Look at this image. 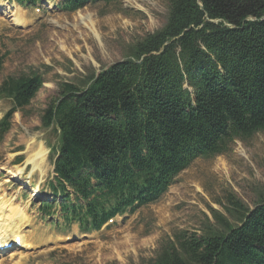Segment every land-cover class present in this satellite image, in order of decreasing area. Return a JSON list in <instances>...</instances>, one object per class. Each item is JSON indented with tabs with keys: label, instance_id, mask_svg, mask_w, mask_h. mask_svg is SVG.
<instances>
[{
	"label": "trees",
	"instance_id": "16d2710c",
	"mask_svg": "<svg viewBox=\"0 0 264 264\" xmlns=\"http://www.w3.org/2000/svg\"><path fill=\"white\" fill-rule=\"evenodd\" d=\"M120 1L59 7L74 13ZM169 2L161 29L82 84L62 83L44 111L43 126L60 131L48 182L55 204L45 215L60 197L67 223L101 230L117 214L157 202L197 158L264 132V0ZM44 82L36 72L3 81L0 97L13 107L0 120V144ZM229 202L237 224L214 212L221 228L180 231L147 264H264V194L252 209L233 196Z\"/></svg>",
	"mask_w": 264,
	"mask_h": 264
},
{
	"label": "rangeland",
	"instance_id": "374dc122",
	"mask_svg": "<svg viewBox=\"0 0 264 264\" xmlns=\"http://www.w3.org/2000/svg\"><path fill=\"white\" fill-rule=\"evenodd\" d=\"M1 2L10 7L7 12L0 10V86L9 76L33 72L45 80L30 105L15 112L13 127L0 144V165L6 166L0 170V185L29 208L34 223L27 233L33 234L35 248L19 249L31 252L24 259L26 264H147L161 245L180 231L201 235L208 228H221L214 212L237 224L227 211L231 196L251 209L260 202L264 194V132L246 141L236 139L226 154L197 158L157 202L118 217L102 231H84L77 223H67L60 197L53 214L45 215L43 207L55 204L48 182L54 175L60 131L43 126L44 111L59 97L62 83L82 84L124 60L139 39L161 29L170 2L122 0L86 6L74 13L60 10L62 0ZM18 8L24 25L10 20ZM81 15L92 17L89 19L101 33V42L83 24ZM12 107V99L0 97V120ZM33 135L50 151L44 179L36 173L29 183V169L22 180L6 183L10 172L25 161V139ZM10 155L13 161L8 163ZM35 188H40L39 194ZM12 251L5 255L6 264L11 262Z\"/></svg>",
	"mask_w": 264,
	"mask_h": 264
},
{
	"label": "bare ground",
	"instance_id": "6f19581e",
	"mask_svg": "<svg viewBox=\"0 0 264 264\" xmlns=\"http://www.w3.org/2000/svg\"><path fill=\"white\" fill-rule=\"evenodd\" d=\"M9 5L5 2L0 3V10L2 12H7L9 10ZM81 21L89 29V31L97 38L102 41L101 33L98 31V28L95 26L94 21L90 15H81ZM91 18V19H89ZM11 21H14L18 24L24 25V18L20 12V9H16L12 12ZM64 48V46H63ZM73 57L72 53H70ZM89 58L96 64L98 63L94 60L92 55H89ZM26 148L25 153L27 154L25 161L18 165L13 171L10 172L11 176L6 179L7 182L12 180H22L23 175L26 170H29V183L33 179V175L39 173L42 177V180L46 174V167L49 160V148L46 146L45 142L38 139V136H31L28 139H25ZM8 163L13 161V155L9 156ZM224 164V162H223ZM0 170H6V166L0 165ZM12 179V180H11ZM36 193L40 192V188H35ZM33 219L29 213V208L24 206L17 196L9 194L6 192V187L0 185V242L2 244L15 241L17 237L21 239V246L25 248H35V243L33 242V234H28L27 229L33 225ZM35 241V240H34ZM37 242V241H35ZM14 249L10 255L11 262L9 264H26L25 258L31 254L29 251ZM9 252V251H8ZM7 251H0V264H6L5 255L8 254ZM2 256V257H1ZM16 259V260H15Z\"/></svg>",
	"mask_w": 264,
	"mask_h": 264
},
{
	"label": "water",
	"instance_id": "95a60500",
	"mask_svg": "<svg viewBox=\"0 0 264 264\" xmlns=\"http://www.w3.org/2000/svg\"><path fill=\"white\" fill-rule=\"evenodd\" d=\"M99 72H101V70Z\"/></svg>",
	"mask_w": 264,
	"mask_h": 264
}]
</instances>
